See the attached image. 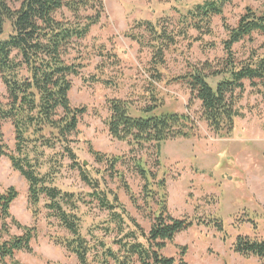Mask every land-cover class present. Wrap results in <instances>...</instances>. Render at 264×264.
<instances>
[{
  "label": "trees",
  "instance_id": "obj_1",
  "mask_svg": "<svg viewBox=\"0 0 264 264\" xmlns=\"http://www.w3.org/2000/svg\"><path fill=\"white\" fill-rule=\"evenodd\" d=\"M172 1L178 3V0ZM229 3L230 0L200 1L174 21L169 18L156 23L138 21L125 33L139 48H148L151 52L147 69L151 88L146 90L150 107L142 108V115L133 116L130 102L120 99L107 102L108 135L125 142L130 154L153 146L159 156L162 144L193 135L195 122L189 115L154 114L160 101L153 85L162 82L159 68L165 65L167 51L179 39L199 42L202 48H214L213 44L202 42L203 37L212 36L215 17L221 18L227 34L220 41L223 58L215 65L206 61L191 67V72L172 80L186 85L189 101L199 103L200 120L216 135H230L237 121L244 118L240 102L247 88L250 94L264 100V42L251 49L244 59H238L235 50L236 45L253 43L254 36L264 37V12L256 13L246 7L236 25L230 27L223 18L224 7ZM104 9L102 0H0V80L5 89V95L0 96V157H6L12 170L24 179L27 206L34 223L45 211L47 229L52 228L50 220H54L55 227L64 233L49 236V240L73 256L77 264H176L175 259L163 256L162 251L174 243L178 234L191 228L194 222L209 225L221 233V220L210 218L200 222L197 218L191 221L173 218L167 210L164 179L152 173L141 159L132 158V166L143 182L142 200L148 209L147 218L152 220L149 231L145 232L117 192L101 177H92L81 167L76 155L78 124L85 108H74L70 103L71 79L78 77L83 69L80 42L99 24ZM190 31L198 37L191 39ZM72 53L76 57L69 60ZM92 81L115 86L114 80L98 77ZM4 125L12 129V151L4 140ZM87 145L94 161L106 167L104 171L111 179L119 181L130 203L138 210L137 199L123 173L116 170L118 164L125 165L124 158L106 157ZM156 163L159 167L158 160ZM65 170L77 171L89 191L76 193L57 187L55 182ZM16 197L13 187L0 193V264H7L6 260L9 264H19L14 259L15 253L30 254L31 242L37 235L36 225L21 226L10 214V205ZM81 208L88 212L96 209L106 216L83 232L86 214ZM10 226L19 230L20 235H11ZM251 227L254 229L256 224ZM231 249L244 259L252 258L264 264L263 238L236 235ZM179 250L177 262L186 264L182 259L186 251Z\"/></svg>",
  "mask_w": 264,
  "mask_h": 264
},
{
  "label": "rangeland",
  "instance_id": "obj_2",
  "mask_svg": "<svg viewBox=\"0 0 264 264\" xmlns=\"http://www.w3.org/2000/svg\"><path fill=\"white\" fill-rule=\"evenodd\" d=\"M102 1L105 9L99 24L93 26L88 36L80 42L83 69L78 77L71 79L69 93L72 107L85 108L78 124L79 142L75 145L81 167L86 168L92 177L104 179L106 185L117 192L120 201L145 232L149 231L152 220L147 218L148 209H145L142 200L143 182L132 166V158L141 159L152 173L164 179L167 210L173 218L188 221L197 218L200 222L210 218L221 220V233L209 225L194 222L191 228L178 234L174 243L162 251L163 256L175 259L176 264L180 259V248L186 251L182 258L186 264H258L256 259H244L234 254L231 244L236 235L264 239V100L250 94L247 88L240 102L244 118L237 121L230 135H216L200 120L199 103L189 101L186 85L172 80L191 72V67H198L206 61L215 65L217 60L223 58L220 41L227 36L223 21L215 17L211 27L212 36H202V44L211 43L214 48H202L199 42L179 39L178 44L167 51L165 65L159 68L162 82L153 85L160 101L154 114L189 115L195 122L193 135L162 144L159 156L155 154L153 146L143 152L130 154L125 142L113 140L108 135L105 125L109 115L107 102L112 99L130 102L133 116L142 115L140 110L150 107L146 101V90L151 88L150 74L147 72L151 52L148 48H139L125 33L138 21L156 23L165 18L174 21L204 0H178V3L172 0ZM246 7L256 13H263L264 0H230L223 10L224 22L234 27ZM188 35L191 39L198 37L194 31ZM254 37L253 43L244 42L235 46L238 59L246 58L251 49H256L264 42V37ZM111 55H115L114 60L119 64L114 65ZM73 57H76V53H72L69 60ZM101 71L103 74H100ZM98 77L114 80L115 86L94 83L92 79ZM3 95L5 89L0 80V96ZM3 132L7 147L12 151V129L4 125ZM87 144L106 157L124 158L125 165L118 164L116 170L123 173L125 182L137 199L138 210L130 203L119 181L111 179L104 171L106 167L94 161L88 153ZM55 184L64 191H89L79 179L77 171L65 170ZM10 187L17 192L9 209L12 217L21 226L37 227V235L31 242L32 252L15 253V261L19 264H77L73 256L49 240V236L56 237L64 233L55 227L54 220H50L52 228L47 229L45 211L34 223L27 206L24 179L12 170L6 157H0V193ZM81 212L86 214L83 217V232L90 224L98 223L106 216L105 212L96 209L88 212L81 208ZM253 223L256 224L254 229L251 227ZM9 232L11 235H20V231L12 226ZM9 262L6 260L7 264Z\"/></svg>",
  "mask_w": 264,
  "mask_h": 264
}]
</instances>
